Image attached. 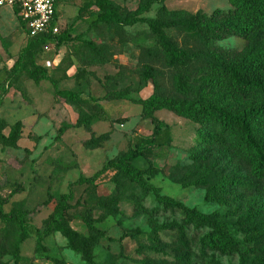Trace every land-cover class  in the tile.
Segmentation results:
<instances>
[{
    "label": "rangeland",
    "instance_id": "374dc122",
    "mask_svg": "<svg viewBox=\"0 0 264 264\" xmlns=\"http://www.w3.org/2000/svg\"><path fill=\"white\" fill-rule=\"evenodd\" d=\"M88 1L94 0H69L66 9L60 8L58 26L61 34L70 28L71 40L65 41L58 51L54 50L55 41L52 42L50 51L38 61L47 67L55 84L36 83L25 75L14 81L13 67L28 36L12 9L0 8V121L7 126L3 133L9 134L13 125L22 123L18 147L2 150L0 145V194L8 191L9 185L23 188L21 194L4 206V212L9 213L15 203L25 200L23 210L28 211L27 222L43 230L59 197L69 194L66 220L83 239H77L82 251L76 252L59 232L51 233L40 244L38 237L30 234L20 247V260L16 263L12 250L20 232L13 230L8 242L0 240V247H4L0 250V264H240L238 254H202L199 241L206 230L187 228L186 241L191 252L179 245L174 233L161 230L164 224H181L179 214L162 210L154 189L145 191L139 184L119 180L105 167L134 148L137 138L152 135L153 125L133 100L147 99L155 90L166 96H177L173 82L176 73L188 76V83L194 88L202 84L199 65H167L147 20L159 19L162 6L210 15L228 11L231 5L227 0H167L151 4L133 24L122 22L88 30L85 20H77L79 9ZM111 1L123 11L133 12L148 0ZM166 33L180 48H200L187 34L170 29ZM81 34L82 39H77ZM83 41L92 42L96 50ZM220 45L241 52L245 41L232 38ZM94 56L101 60L94 61ZM72 61L74 67L67 71ZM144 66L155 70L152 78L143 77ZM78 70L84 72L83 79L76 77ZM56 88L75 91L88 99L98 98L109 120L93 119L87 124V111L58 97ZM126 90L130 99L118 98ZM228 103L241 105L237 99ZM156 117L170 127L171 146L152 163L142 158L133 162L141 171L153 168L150 179L153 188H158L162 196L205 214L217 211L230 216L258 211L264 216L263 189L255 193L232 189L228 205L222 207L205 201L204 188H184L177 184L187 170L196 167L193 160L196 154L203 158V166L214 165L225 176L255 180L231 149L202 145L197 137L200 125L167 110L159 111ZM203 130L216 131V128L205 126ZM99 172L94 182H85ZM157 209H160L158 213ZM85 217L100 231L89 229ZM3 229L8 230V225L0 218V230ZM156 230L162 231L164 240L157 247L149 239Z\"/></svg>",
    "mask_w": 264,
    "mask_h": 264
},
{
    "label": "trees",
    "instance_id": "16d2710c",
    "mask_svg": "<svg viewBox=\"0 0 264 264\" xmlns=\"http://www.w3.org/2000/svg\"><path fill=\"white\" fill-rule=\"evenodd\" d=\"M63 4V6L68 2ZM167 0H148L142 3L136 11L125 12L111 0H94L85 2L77 13V20H85L88 30L100 25H119L122 22L133 24L139 16L146 12L153 3H163ZM231 5L228 11H216L210 15L199 11L190 14L182 10H168L161 7L159 19H149L150 33L161 47L167 65L189 66L199 65L203 73L202 84L194 88L188 83V76L176 73L173 77L174 91L177 96H166L156 90L147 99H135L133 102L142 107V114L153 125L152 135L137 138L134 148L106 164V169L113 172L119 180L130 181L141 186L145 191L154 189L162 205V210L178 213L181 224L172 222L164 224L161 230L172 232L178 238L179 245L188 246L187 228L194 227L206 230L200 239L199 246L202 254L219 252L222 254L240 256V264H264V216L257 212L247 215H227L219 212L202 213L196 208H189L176 199L162 196L158 188H153L150 179L153 168L141 171L133 164L138 159L152 163L158 159L161 152L171 146L172 136L168 124L156 117L159 111L167 110L172 114L189 119L201 126L197 131L198 141L205 147L229 148L244 164L249 175L255 180L244 181L240 178L229 177L215 170L214 165L203 166V158L196 154L193 158L196 167L187 170L176 182L184 188H204L205 201L208 204L227 206L229 191L235 189L244 193H255L264 190V0H227ZM62 6V7H63ZM15 16L22 29L28 36V42L13 67L14 81L22 75L38 83L51 81L55 84L47 67L38 63L48 52L44 47L55 41L54 50L71 40L70 28L57 36L39 35L29 36L24 24ZM170 29L178 33L187 34L199 47L192 49L180 48L167 35ZM82 34L77 39H82ZM245 41V48L239 52L236 49L223 48L220 43L228 39ZM90 49L96 50L92 42L83 41ZM94 61H100L94 56ZM74 67V62L66 68ZM151 66L143 67V77H153ZM66 73V72H65ZM66 75V74H65ZM77 78L83 79L82 70L76 73ZM58 97L67 103L84 108L87 111L85 122L91 120L108 121L109 117L100 104L98 98L88 99L72 90L55 89ZM118 98L130 99L129 91L118 94ZM238 100L240 106L229 104L230 100ZM1 103V100H0ZM211 126L216 131L206 132L203 127ZM7 128L4 121H0V145L3 149L17 148L22 135V123L17 122L10 129L9 134L3 131ZM94 147V146H89ZM86 178L85 182L92 183L97 176ZM83 181V180H82ZM21 185H9L8 191L0 194V218L8 225V230H0V240L8 242L10 231L20 232L12 250L15 262L20 260V247L28 235L35 234L38 244L53 232L65 236L73 251L81 252L77 239L80 234L72 230L66 220L71 196L63 194L59 197L53 212L48 217L44 229L33 228L28 222V211L23 210L24 201L15 203L9 213L4 212V206L13 197L21 194ZM137 206L139 202L137 201ZM160 209H157V213ZM92 231L94 222L84 218ZM161 230L149 235L155 247L164 240ZM86 243V240H84ZM4 247L1 246L0 250ZM88 258L90 256L86 254Z\"/></svg>",
    "mask_w": 264,
    "mask_h": 264
},
{
    "label": "built area",
    "instance_id": "2783aa9c",
    "mask_svg": "<svg viewBox=\"0 0 264 264\" xmlns=\"http://www.w3.org/2000/svg\"><path fill=\"white\" fill-rule=\"evenodd\" d=\"M65 2L66 0H0V8L8 6L14 14L17 11L29 36H57L61 33L58 26L59 10ZM50 44L44 47L45 52L50 51Z\"/></svg>",
    "mask_w": 264,
    "mask_h": 264
},
{
    "label": "crops",
    "instance_id": "0c3cea01",
    "mask_svg": "<svg viewBox=\"0 0 264 264\" xmlns=\"http://www.w3.org/2000/svg\"><path fill=\"white\" fill-rule=\"evenodd\" d=\"M62 9H66V6L64 5ZM11 13H12V11H11ZM12 14H14V13H12ZM14 16H15V14H14ZM59 16L61 17V13L60 12H59Z\"/></svg>",
    "mask_w": 264,
    "mask_h": 264
}]
</instances>
